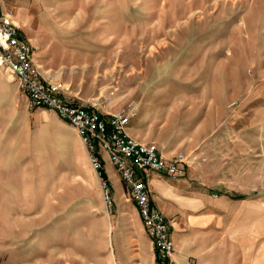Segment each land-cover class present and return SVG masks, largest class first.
<instances>
[{
	"label": "rangeland",
	"instance_id": "374dc122",
	"mask_svg": "<svg viewBox=\"0 0 264 264\" xmlns=\"http://www.w3.org/2000/svg\"><path fill=\"white\" fill-rule=\"evenodd\" d=\"M0 8L47 80L86 106L111 99L104 111L135 101L129 125L189 158L158 202L181 256L173 264H264V0ZM19 94L0 70V264H115L112 222L136 212L124 185L108 171L107 208L77 133Z\"/></svg>",
	"mask_w": 264,
	"mask_h": 264
},
{
	"label": "built area",
	"instance_id": "2783aa9c",
	"mask_svg": "<svg viewBox=\"0 0 264 264\" xmlns=\"http://www.w3.org/2000/svg\"><path fill=\"white\" fill-rule=\"evenodd\" d=\"M0 70L16 81L20 95L30 107L52 110L76 130L95 171L103 168L106 157L138 212L154 247L156 264H173L171 223L153 204L150 180L153 174L168 178L183 176L189 158L178 153L166 159L155 143H142L127 134L128 125L138 113L135 101L104 111L103 108L111 105V99L104 98L86 106L66 95L60 83L45 79L36 64L33 48L11 16L1 9ZM101 193L105 206L111 209L113 193L109 183L101 181Z\"/></svg>",
	"mask_w": 264,
	"mask_h": 264
},
{
	"label": "crops",
	"instance_id": "0c3cea01",
	"mask_svg": "<svg viewBox=\"0 0 264 264\" xmlns=\"http://www.w3.org/2000/svg\"><path fill=\"white\" fill-rule=\"evenodd\" d=\"M0 9L2 10V8ZM42 76L45 78L43 74ZM17 90L19 92L18 85H17ZM57 119L61 123L69 127L71 130H73L74 133L76 132V130L73 127L61 121L58 117ZM137 128H138V125H137V120H136V122H133L131 125H128L126 129L127 134L142 143H155L158 146L160 153L166 159H171L176 154V153L173 154V151L171 150V148H169L167 152H164L165 148L163 147V145L157 144L156 140L145 141V139L142 138L141 135H139V131L137 130ZM103 169L107 176V181L110 183L111 180L108 177V171L110 172L111 176L113 175L112 177L114 178V172H113L114 169L112 165L108 162L106 157H104L103 159ZM167 183H171L170 178L166 176L156 175V174H153L150 180V189L152 191L151 198H152L153 204L168 219V217L165 215V213L161 209L162 208L161 204L159 205L160 207L158 206L159 199L162 198L161 196H164V194L160 193V191L162 190L164 185H166ZM110 186L112 187L111 183H110ZM153 189H156V192L159 191V195H155L157 202L154 200V197H153ZM112 193H113V189H112ZM126 194H127V190H126ZM134 209L136 212L132 214L118 213L119 215L117 216L116 220L112 222V228H111L110 233L112 236L111 241H113V245H111V247H112L113 252L116 255V256L114 255L113 257H117V260L114 263L115 264H156L154 247L152 245L151 240L145 233V230L142 226L140 217L135 207ZM168 221L171 223L170 219H168ZM171 238L173 241L172 225H171ZM173 245H174V242H173ZM175 257H181V256L176 253H173V258ZM108 264H111V261H108Z\"/></svg>",
	"mask_w": 264,
	"mask_h": 264
},
{
	"label": "trees",
	"instance_id": "16d2710c",
	"mask_svg": "<svg viewBox=\"0 0 264 264\" xmlns=\"http://www.w3.org/2000/svg\"><path fill=\"white\" fill-rule=\"evenodd\" d=\"M98 174H99V177L101 178L102 181L109 183V182L107 181V176H106V174H105L103 168H101V169L98 171ZM109 184H110V183H109Z\"/></svg>",
	"mask_w": 264,
	"mask_h": 264
},
{
	"label": "bare ground",
	"instance_id": "6f19581e",
	"mask_svg": "<svg viewBox=\"0 0 264 264\" xmlns=\"http://www.w3.org/2000/svg\"><path fill=\"white\" fill-rule=\"evenodd\" d=\"M105 157V156H104Z\"/></svg>",
	"mask_w": 264,
	"mask_h": 264
}]
</instances>
